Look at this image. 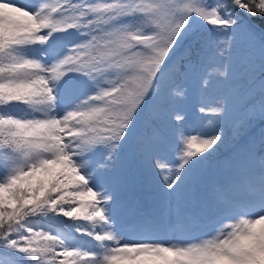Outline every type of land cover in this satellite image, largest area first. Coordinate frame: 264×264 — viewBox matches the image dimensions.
<instances>
[{"label":"snow or ice","instance_id":"1","mask_svg":"<svg viewBox=\"0 0 264 264\" xmlns=\"http://www.w3.org/2000/svg\"><path fill=\"white\" fill-rule=\"evenodd\" d=\"M0 264H264V0H0Z\"/></svg>","mask_w":264,"mask_h":264},{"label":"rangeland","instance_id":"2","mask_svg":"<svg viewBox=\"0 0 264 264\" xmlns=\"http://www.w3.org/2000/svg\"><path fill=\"white\" fill-rule=\"evenodd\" d=\"M194 86H195V84L194 83H189L188 84V88H189V93H192V95H194L195 97L197 96V92H196V87L194 88ZM194 88V89H193ZM193 89V90H192ZM191 98L192 97H190V95L187 97V99H185L184 101H183V103H181L180 105H178V108L180 109V110H182V111H184L187 115H188V117L189 118H192V117H194V105L195 104H193V99L191 100ZM191 104H193V105H191ZM230 144H231V142L228 144V145H226L227 147H229L230 146ZM226 146H224L222 149H221V151L226 147Z\"/></svg>","mask_w":264,"mask_h":264},{"label":"trees","instance_id":"3","mask_svg":"<svg viewBox=\"0 0 264 264\" xmlns=\"http://www.w3.org/2000/svg\"><path fill=\"white\" fill-rule=\"evenodd\" d=\"M233 147L232 143L230 144V146L227 149V152L230 151V149Z\"/></svg>","mask_w":264,"mask_h":264}]
</instances>
